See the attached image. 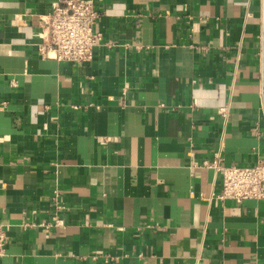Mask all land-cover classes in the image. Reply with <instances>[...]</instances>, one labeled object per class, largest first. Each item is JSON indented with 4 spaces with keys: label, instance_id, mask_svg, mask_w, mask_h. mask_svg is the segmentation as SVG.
Instances as JSON below:
<instances>
[{
    "label": "crops",
    "instance_id": "crops-1",
    "mask_svg": "<svg viewBox=\"0 0 264 264\" xmlns=\"http://www.w3.org/2000/svg\"><path fill=\"white\" fill-rule=\"evenodd\" d=\"M56 0H0V264H264V0H94L91 61L42 58ZM56 196V197H55Z\"/></svg>",
    "mask_w": 264,
    "mask_h": 264
},
{
    "label": "built area",
    "instance_id": "built-area-1",
    "mask_svg": "<svg viewBox=\"0 0 264 264\" xmlns=\"http://www.w3.org/2000/svg\"><path fill=\"white\" fill-rule=\"evenodd\" d=\"M100 17L94 0H56L47 14L40 15L37 43L40 56L76 64L91 61L102 41V33L95 28ZM204 166L221 176L218 198L264 200V154L249 166L225 165L217 154L214 160L205 161ZM6 240V230L0 224V256Z\"/></svg>",
    "mask_w": 264,
    "mask_h": 264
}]
</instances>
